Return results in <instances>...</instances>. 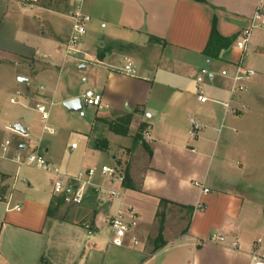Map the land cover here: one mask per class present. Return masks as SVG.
Listing matches in <instances>:
<instances>
[{
    "label": "crops",
    "instance_id": "obj_1",
    "mask_svg": "<svg viewBox=\"0 0 264 264\" xmlns=\"http://www.w3.org/2000/svg\"><path fill=\"white\" fill-rule=\"evenodd\" d=\"M259 7L264 8V0H85L83 11L91 20L78 53L97 66L86 91L100 92L102 107L85 134L79 163L67 161L61 167L71 176L89 168V150L106 142L108 151L110 132L129 141L120 145L122 157L115 158L128 172L130 186L98 174L94 182L99 188L90 187L82 204L59 205L64 199L54 193L49 172L46 183L22 177L18 189L13 174L22 165L0 158L18 165L14 172L0 169V264H179L178 254L192 264H250L252 254L264 259V229L253 225L249 214L256 208L245 210L247 194L237 182L255 171L252 166L261 164L264 153V27L253 30L244 52L236 45ZM71 9L70 0H0V111L7 97H16V104H34L37 112V104L53 105L45 93L54 98L57 88H35L31 82L51 80L72 59L66 49L73 30ZM214 30L232 39L216 56L205 54ZM100 37L104 42L97 48ZM128 61L137 69L134 76L123 71ZM240 64L256 74L233 102L236 108L245 105V112H228L225 103ZM204 68L210 72L204 83L209 100L202 103L197 77ZM77 96L69 93L64 100ZM128 114L127 136L109 129L107 122ZM191 115L204 124L195 139L189 135ZM13 124L26 129V134L18 132L20 137H30L21 118L0 116V153ZM40 139L32 150L44 147ZM46 145L52 160L51 144ZM109 188L123 191L124 200L110 198ZM199 202L202 209H197ZM122 203L137 211V245L130 235L117 246L111 236L100 234L108 224L105 217L116 215ZM165 213L176 225L163 223L165 244L157 248V219L161 214L164 221ZM181 214L190 216L184 227ZM212 234L224 235L225 243L208 242Z\"/></svg>",
    "mask_w": 264,
    "mask_h": 264
},
{
    "label": "rangeland",
    "instance_id": "obj_2",
    "mask_svg": "<svg viewBox=\"0 0 264 264\" xmlns=\"http://www.w3.org/2000/svg\"><path fill=\"white\" fill-rule=\"evenodd\" d=\"M104 42L102 37L97 39L96 47L100 48V44ZM72 59H69L70 62L64 65L62 72L59 70L53 73L52 79L48 81L36 80L32 81L31 85L35 88H40L43 84L47 89L57 88L56 94L53 97L52 93H45L49 99H53V105H49L47 103V107L49 110V119L47 122L42 120V115H40L36 109L34 104L26 103L27 105L21 104H11L10 97L4 101V105L1 107L0 116L2 119H12V117H19L23 120L24 125L29 127L30 137L22 138L19 136V133L15 130L11 129L2 139L3 142L9 140L13 143L15 148H19L21 144H25L27 146L24 154L29 153L34 146H36L40 138L43 137L42 142L44 147H46V143L51 144V152L50 156L53 157L52 160H49L53 164H57L61 167V164H65L67 161H71L73 164H78L81 153L85 150L86 144V133H89L91 130L92 121L96 115L97 108L84 106V115L79 112H69L68 109L64 105V97L66 94L75 93L78 96L82 97L85 93L87 86L92 83V78L95 74L97 66L93 63V61L84 54L75 53L71 55ZM87 65V68H81L82 66ZM12 96H16L14 92ZM246 110V109H245ZM245 110H243L245 112ZM15 125V124H13ZM45 126L49 127L50 130L55 132L54 135H50L49 133H45ZM48 132V131H47ZM108 139L110 141V149L108 151L104 150H89V156L86 160L87 167H97L101 168L103 165H109L111 167H115L118 164V160L115 156L122 157L119 154L120 145H126L128 140L123 137H119L112 133H108ZM98 142L103 143V138H95ZM73 144L79 146V148L75 151H71V147ZM44 147H42L39 151L41 153L45 152ZM94 151L96 153L95 156L90 155V153ZM46 154V153H45ZM262 162L258 166H252L255 171L252 173H247L245 180H238L239 184L244 187V193L247 194L245 198V210L248 208L255 207L256 209L253 212H248L253 220V225L257 228L263 230L264 229V153L262 152ZM48 158V154H46ZM78 160V161H77ZM57 162V163H56ZM18 168L17 164L10 163L9 161L0 159V169H7L8 171H16ZM238 169L239 167L236 165L235 167ZM100 174V171L97 175ZM13 179L17 176L18 181L16 182V187L21 189V178L22 177H35L41 182H48L51 178V175L40 168L32 167L29 165H22L20 167L19 172H14ZM12 183V181H11ZM65 203V201H61L60 204ZM75 205L73 203H67ZM249 210V209H248ZM250 211V210H249ZM106 214L103 210L100 212ZM100 215V214H99ZM169 215L166 220L162 221L163 217L161 214L158 215L157 223L161 226V223L165 222L169 224L168 226H175L176 223L169 221ZM179 215V214H178ZM182 215V214H181ZM180 216V215H179ZM189 215H182L183 227L187 225L189 221ZM171 219V218H170ZM178 220V218H176ZM173 221V220H172ZM176 222V221H175ZM101 225H103L101 223ZM173 228V227H172ZM174 232H179V229L175 227ZM101 236L103 239L110 238L111 236V226L110 224H105L101 230ZM82 254V253H81ZM180 262L179 264H192L191 258L182 256L178 254Z\"/></svg>",
    "mask_w": 264,
    "mask_h": 264
},
{
    "label": "built area",
    "instance_id": "obj_3",
    "mask_svg": "<svg viewBox=\"0 0 264 264\" xmlns=\"http://www.w3.org/2000/svg\"><path fill=\"white\" fill-rule=\"evenodd\" d=\"M36 0H25V3H33ZM72 3V9L70 16L73 20V30L69 37L67 44L68 54H75L79 52V48L82 44V40L87 33V24L91 20V16L86 14L83 11V5L85 0H70ZM264 27V8L259 7L252 24L250 27L245 28L241 31L240 37L238 38L236 45L243 52L247 49L248 44L251 40L253 30L256 28ZM123 71L126 74L136 75L137 69L135 68L133 62L128 61ZM209 70L204 68L201 70L200 74L197 77L198 82V99L200 102L205 103L209 100L206 90L204 87L205 78L209 75ZM224 76L228 75L227 71H223ZM255 70L251 68H246L241 64L237 66L235 73L232 76V85L230 89L229 100L225 103L226 109L228 112H235L237 110H245V105H241L236 108L233 106L238 97L245 93L248 89L247 82L255 76ZM44 87L42 86L41 89ZM20 94V92H18ZM83 105L90 106L94 108L102 107V94L96 92L95 90L89 89L81 97ZM11 102L16 104L18 100L16 97L11 98ZM36 108L39 113L42 115V120L47 122L49 119V110L47 104H37ZM189 135L192 139L198 137L199 133L204 128V124L194 115L189 117ZM45 129L51 131L49 127L45 126ZM76 144L72 145V148L75 149ZM41 147L31 150L26 155L24 154L23 149L16 148L13 150V144L11 141L7 140L1 144V153L0 158L10 159L11 161L17 163L18 165H29L32 167L43 169L49 172L52 176V183L54 193L62 195L63 199L67 203H73L80 205L84 202L86 193L90 187L99 188L95 185L94 178L97 173L100 171L107 180L111 182H118L120 185L124 186V181L126 178L125 172L119 166L111 167L109 165H103L100 169L97 167H89L87 169L79 171L76 175L71 176L64 173L59 166L51 163L45 152L41 153L39 150ZM13 153L11 154V151ZM197 185H200L199 182H196ZM110 198H119L124 200V192L117 190L115 188L107 189ZM205 193L209 192L208 188H204ZM203 204L199 202L197 209H202ZM19 209L20 206H17ZM105 221L108 222L111 226V243L117 246H123L125 244L126 238L130 235L132 241L135 245L139 243L138 238L133 234L135 228L137 227V211L131 205H126L122 203L121 210L112 216H106ZM226 241V237L221 234H212L208 238V242L212 244H223ZM239 243L237 240L233 242V247H238ZM250 264H264V259L258 257L256 254L251 255Z\"/></svg>",
    "mask_w": 264,
    "mask_h": 264
},
{
    "label": "trees",
    "instance_id": "obj_4",
    "mask_svg": "<svg viewBox=\"0 0 264 264\" xmlns=\"http://www.w3.org/2000/svg\"><path fill=\"white\" fill-rule=\"evenodd\" d=\"M231 42H232V39L223 38V37L219 36L216 33V31L214 30L212 37H211V40H210V43H209V46L205 50V54L216 56V55H218V51H220L222 46H224L225 44H229ZM131 122H132V114H128V115L122 116V117H120L114 121H109L107 123L109 125V129L111 131H113L114 133L119 134V135H123V136H127L129 134ZM139 136L140 135L138 134L137 137H139ZM103 144L104 145H102V146L98 145L96 147L99 149H103V150L107 149L106 142ZM125 175H126V178L124 181V186L129 187L130 186V176H129L127 171L125 172ZM61 201L62 200L60 199L58 201V204ZM159 239H160L159 240L160 244L157 245V248H160L165 244V241L163 238V223H161V226H160Z\"/></svg>",
    "mask_w": 264,
    "mask_h": 264
},
{
    "label": "water",
    "instance_id": "obj_5",
    "mask_svg": "<svg viewBox=\"0 0 264 264\" xmlns=\"http://www.w3.org/2000/svg\"><path fill=\"white\" fill-rule=\"evenodd\" d=\"M101 57L104 58L105 55H102ZM19 80L22 81V82H27L28 81L27 78H22V77L19 78ZM64 105L68 109L69 112H79V113L84 114L83 113L84 105H83L81 97H75V98L66 100L64 102ZM11 128L13 130H15L17 132H20V133H23V134L27 133L26 129L21 124H15V125L11 126ZM21 149L24 150L25 146H22Z\"/></svg>",
    "mask_w": 264,
    "mask_h": 264
}]
</instances>
